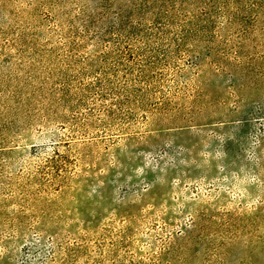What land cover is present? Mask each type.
<instances>
[{"label":"rangeland","instance_id":"1","mask_svg":"<svg viewBox=\"0 0 264 264\" xmlns=\"http://www.w3.org/2000/svg\"><path fill=\"white\" fill-rule=\"evenodd\" d=\"M0 264H264V0H0Z\"/></svg>","mask_w":264,"mask_h":264}]
</instances>
